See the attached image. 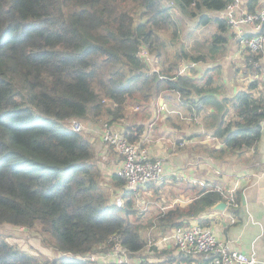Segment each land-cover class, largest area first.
Returning <instances> with one entry per match:
<instances>
[{"label": "trees", "instance_id": "trees-1", "mask_svg": "<svg viewBox=\"0 0 264 264\" xmlns=\"http://www.w3.org/2000/svg\"><path fill=\"white\" fill-rule=\"evenodd\" d=\"M172 1L181 13L199 15V25L216 24L212 48L227 42L224 21L202 11L218 13L233 0ZM163 2L0 0V226L38 227L57 253L70 254L43 260L0 236V264H89L80 255L97 246L111 248L107 241L113 234L121 235L129 254L145 247L137 220L119 214L131 213L133 198L126 190L122 208L109 202L98 183L101 171L90 136L63 121L120 119L129 105L149 107L163 91L190 102L195 79L170 75L173 67L149 73L139 57L142 48L157 49L158 33L175 21ZM257 3L247 0L246 7L253 11ZM257 59L247 55L248 61ZM262 95L239 91L215 102L223 111L214 133L224 145L220 152L255 147L264 118ZM222 102L232 106L228 121ZM142 131L136 125L124 135L138 142ZM219 201L224 200L215 186L202 189L185 209L156 220L174 228L182 225L172 222L175 217L195 216Z\"/></svg>", "mask_w": 264, "mask_h": 264}, {"label": "crops", "instance_id": "crops-1", "mask_svg": "<svg viewBox=\"0 0 264 264\" xmlns=\"http://www.w3.org/2000/svg\"><path fill=\"white\" fill-rule=\"evenodd\" d=\"M263 1L258 0L257 4ZM232 43L237 45L235 41ZM235 52L232 59L239 58L236 49ZM226 61L230 62L231 59L226 58ZM207 63L199 64L193 76L188 73L193 79L208 82L203 93L193 99L195 103L191 98L188 99L192 102L184 101L177 92L163 91L149 107H144V114L127 120L124 127L117 124L112 126L124 134L123 129L142 125L139 142L165 165L166 177L162 184H149L137 189L138 193L146 194L149 201L154 197L153 208L157 213L159 209L160 215L177 207L185 209L198 198L202 189L215 186L227 191L235 188L236 207L226 205L221 211L208 208L195 216L175 217L172 222L182 225L200 223L209 227L218 239L230 243L244 254H253L259 261L257 264H264V125H261L255 147L233 154L220 152L224 145L214 134L223 113L222 109H215V102L231 98L239 91H248L255 96L263 94L261 98L264 99V64L258 63L259 67L252 69H246L243 64L242 68L236 66L233 70L226 64L225 67H230L227 68L228 78L222 81L227 87L217 82L223 89H215V63ZM251 84L255 88L251 89ZM202 96L204 100L199 101ZM222 108L228 110L223 120H230L232 106L223 103ZM228 113L230 118L227 119ZM89 140L101 174L114 173L117 161L110 148L96 137L90 136ZM230 215L234 217V223L229 222ZM138 225L141 230L145 229L140 223ZM172 229L168 223L154 221L151 228L146 230V235L142 234L148 243L138 253L129 254L130 260L148 264H175L180 257L172 242L165 239ZM94 249L100 260H111V248L102 245Z\"/></svg>", "mask_w": 264, "mask_h": 264}, {"label": "built area", "instance_id": "built-area-1", "mask_svg": "<svg viewBox=\"0 0 264 264\" xmlns=\"http://www.w3.org/2000/svg\"><path fill=\"white\" fill-rule=\"evenodd\" d=\"M224 21L234 41L246 55H256L257 60H249V65L258 68V63L264 64V9L249 12L240 0L231 1L224 10L218 12ZM144 56V53H141ZM148 64V63H147ZM190 68H178L179 76L188 75ZM80 118H67L63 121L66 128L73 132H85L98 138L106 147L116 154V168L114 173L124 181L125 191H135L149 184L160 185L166 177V169L162 160L153 157L141 142L129 141L125 135L114 129L112 124L102 122L99 125L87 127ZM264 125V118L261 120ZM235 188L224 191L215 188L227 206L236 207ZM117 207H122L123 197L114 199ZM229 222L235 219L229 216ZM18 230H26L25 227ZM172 242L179 260L175 264H257L259 261L253 254H244L230 243L218 239L211 228L200 223H190L174 227L165 238ZM107 244H111L113 254L111 260H100L95 253L80 255V259L89 264H145L132 262L128 249L122 245L120 234L109 237ZM58 255H70L58 252Z\"/></svg>", "mask_w": 264, "mask_h": 264}, {"label": "rangeland", "instance_id": "rangeland-1", "mask_svg": "<svg viewBox=\"0 0 264 264\" xmlns=\"http://www.w3.org/2000/svg\"><path fill=\"white\" fill-rule=\"evenodd\" d=\"M246 1L247 0H241V2H243L245 6ZM167 3L173 11V20L175 21L172 23L169 30L158 33L159 38H157V40L159 44L157 49L152 48V50L149 51L145 48H142L139 53L140 59L143 62L148 63V65L146 66V70L149 73L156 72L158 74H161V71L163 69L173 67L170 69V75L177 76L178 68L181 66H187L190 68V73L193 76V74L196 72L195 68L199 64L203 62H208L207 64L209 65L215 63V89H223V87L219 86V84L223 85L225 88L227 87V84L222 81V79L225 80L228 78L227 68L231 67L233 70L236 66H240V68H242L241 66L245 64L246 69H252V66L249 65V61L247 60V56H245L246 54L240 51L239 46L233 45L232 41H234V38L228 29L227 32L224 33L225 36H228V41L222 46H214L212 48L213 36L214 34L218 33L216 24L209 23L208 25H199V15L191 17L187 14L181 13L172 0H164L163 4L167 5ZM130 7H132V5H130ZM246 9L249 12L260 11L264 9V1L260 4L255 5L253 11H250L248 6L246 7ZM202 13L206 15L208 14L211 17L219 18L218 13L214 14L213 12L207 11H202ZM137 21H139V19H137ZM235 49L239 53L238 59H232L234 54L236 53ZM141 53H144V56L146 58L142 57ZM226 58H230L231 61H226ZM219 63H222V65ZM226 64L230 67H225ZM219 78H221L220 81ZM194 81L197 85V88H190V91L187 95L191 96L193 94L191 96L193 97L191 99L193 103H195L193 99L196 97V95H201V92L203 91V86L208 83L204 79H195ZM217 82L219 84H217ZM215 93L218 92L215 91ZM191 100L190 102H192ZM105 104L107 107L109 106L108 102H105ZM137 107H139V109H136ZM143 109L144 107L139 106L137 103L129 105L125 109L124 116L122 117L123 121L119 119L111 121V118L106 119L105 117H101L98 122L87 119H83L82 121L87 127L99 125L102 122L107 121L109 123L113 122L111 124H117L118 127H124L127 120H131L132 117H137L138 114H144L142 112L144 111ZM226 116L228 119L230 114L228 113ZM109 150H111L110 153L112 155L114 154V157H116L114 151H112V149ZM99 169H101V167H99ZM112 174L113 173H110V175L101 174L98 183L101 189L105 192L109 202L114 204L115 197H118L119 195L123 197V195L125 194V185L123 180L120 179L119 181H116L115 179H113ZM127 194H129L133 198V206L131 207V213L125 215V211L121 209L119 214L124 217L127 216V218L131 222L137 220L135 223H140V226L145 228L141 230V234L146 235V230L151 228L153 222L157 221L156 216L160 215L161 213L159 209L157 213V210L153 208V200L155 199L153 197V199L149 201L146 197V194L143 195V193H138L137 190L128 191ZM124 205L125 199L123 198L122 206ZM0 236L5 238L9 243H12L15 246L19 247L23 251H26L31 255L43 260H52L53 256L56 257V254H58L54 250L53 246L50 245L45 236L40 233L38 227L26 228V230L21 231L14 226L1 225ZM145 240L147 241V244L148 240L146 239V236Z\"/></svg>", "mask_w": 264, "mask_h": 264}, {"label": "water", "instance_id": "water-1", "mask_svg": "<svg viewBox=\"0 0 264 264\" xmlns=\"http://www.w3.org/2000/svg\"><path fill=\"white\" fill-rule=\"evenodd\" d=\"M226 207V203L224 201H219L217 203H215L213 206H211L210 208L212 210H217V211H221Z\"/></svg>", "mask_w": 264, "mask_h": 264}]
</instances>
